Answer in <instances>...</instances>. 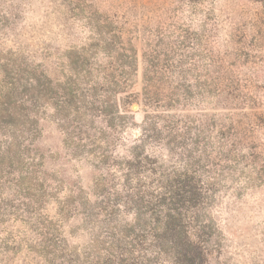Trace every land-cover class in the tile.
Instances as JSON below:
<instances>
[{
	"label": "rangeland",
	"instance_id": "rangeland-1",
	"mask_svg": "<svg viewBox=\"0 0 264 264\" xmlns=\"http://www.w3.org/2000/svg\"><path fill=\"white\" fill-rule=\"evenodd\" d=\"M0 264H264V0H0Z\"/></svg>",
	"mask_w": 264,
	"mask_h": 264
}]
</instances>
